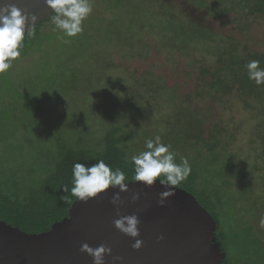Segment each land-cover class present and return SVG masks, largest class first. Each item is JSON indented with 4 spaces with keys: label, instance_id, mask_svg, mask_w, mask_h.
Segmentation results:
<instances>
[{
    "label": "trees",
    "instance_id": "1",
    "mask_svg": "<svg viewBox=\"0 0 264 264\" xmlns=\"http://www.w3.org/2000/svg\"><path fill=\"white\" fill-rule=\"evenodd\" d=\"M152 1L157 9L156 18L150 19L148 13L149 19L146 20L137 15L135 0H106V8L91 21L86 19L83 32L75 37L63 36L58 30H44L52 22L55 15L53 13L50 19L37 24L33 36L26 34L21 55L24 57L31 52L34 54L43 50L48 42L56 41H62L64 49L72 51L79 48L80 53L87 43L93 42L92 34V39L88 41L82 36L88 37L90 31L92 33L94 30L100 33L104 31L107 32L104 37L107 39V50L99 54L98 60L90 65L99 66L101 58H104V66L122 68V65L107 62L111 56L109 54L114 50L112 45L114 41L120 43V50H126V55L131 56L130 52L133 50H130L129 44L133 43L124 41L122 37L125 32H139L141 40L146 34L155 36L160 46L167 51L169 60L178 54L189 55L192 50L199 56L198 62L201 64L198 67V78L201 89L196 93L198 97L212 100L235 96L248 108L252 105L250 99H258V94H264V85L257 86L250 80L245 68L250 60L260 61V66L264 68V52L251 49L234 37L220 35L197 24L171 5ZM191 1L200 8H206L208 14L214 17L229 13L239 14L240 17L264 15V0ZM98 2L99 0H92V5L95 6ZM121 16L124 18L121 19ZM99 23L102 25H98ZM76 44L78 45L75 46ZM148 52V49L147 52L143 51L144 56ZM69 54L66 58L55 61L56 68H68L64 70H73L76 75L81 72L80 69L76 65L71 69L69 62L79 54ZM93 67L90 68V73ZM94 74L88 78V83L96 84V87L105 92V87L98 79V71L95 79ZM129 75L127 80L110 81L107 85L108 93L116 88L120 89L123 104L120 106L127 108L123 116L146 117L151 121L152 128H142L143 133L139 135L135 129L124 125V121L114 119L111 109L106 108L105 115L111 119L109 123L102 119L97 120L96 123L86 125L88 136L81 130H74L71 133L72 141H59L60 156L58 155L54 167L49 171L43 170L41 173L34 166H30L27 170L25 168L23 180L16 173L11 177L0 178V219L30 233L49 230L53 223L68 216L76 199L71 195L72 167L75 163L90 166L103 159L111 168L123 170L130 181L134 174L131 157L146 150L144 145L147 139H154L159 135L162 142L171 145V150L177 154V163L181 158L186 157L189 160L191 174L178 186L194 194L217 221V241L226 252L224 264H264V246L250 232L246 221L241 219L237 222L230 208L229 189L236 184L231 179L237 178L243 171L242 166L236 162L237 156L229 151V146L235 140L234 133L221 124V121L207 131L205 125L210 118V111L194 107V95L184 98L178 86H168L164 78L151 69H147L138 79L132 73ZM75 80L71 90L78 89V80ZM66 89L69 90V87ZM259 130L260 128L257 132ZM259 136L264 138V135ZM16 171L21 173L23 167L20 166ZM246 176L244 172L241 184H248ZM31 178L34 181L29 182ZM64 185L68 186V193H65ZM66 195L67 202L62 199Z\"/></svg>",
    "mask_w": 264,
    "mask_h": 264
},
{
    "label": "rangeland",
    "instance_id": "2",
    "mask_svg": "<svg viewBox=\"0 0 264 264\" xmlns=\"http://www.w3.org/2000/svg\"><path fill=\"white\" fill-rule=\"evenodd\" d=\"M156 3L171 5L197 24L220 35L234 37L251 49L264 52V15L240 17L239 14L229 13L214 17L208 14L206 8H200L191 0H157ZM104 4L106 0H99L87 19L91 21L101 13L106 8ZM135 6L139 18H156L157 9L152 0H135ZM54 27L51 22L44 30L50 32ZM91 34L93 42H86L87 46L80 53L79 48L72 51L64 49L62 41L48 42L43 50L34 54L31 52L24 57L22 54L12 62V67L7 72L0 74V178L11 177L16 173L23 180L27 167L30 166L41 173L43 170L49 171L60 156L59 141H72L71 133L74 130H81L88 136L86 125L96 123L97 120L109 123L111 119L105 115L106 108L111 109L114 119L124 121V125L135 129L139 135L143 133L142 128H152L151 121L146 117L123 116L127 108L120 106V89L116 88L108 93L107 86L110 81L129 79L130 73L138 79L147 69H151L161 75L168 86H178L184 98L194 95V107L210 111V118L205 125L207 131L221 121V124L234 133L235 140L229 146V151L237 156L236 162L242 166L243 171L237 178L231 179L236 184L229 189L230 208L237 222L241 219L246 221L250 232L264 246V230L258 227L259 218L264 215V138L259 136L264 135V94H258V99H250L252 105L248 108L235 96L212 100L198 97L196 93L201 89L198 78V67L201 64L198 62L199 56L192 50L189 55L178 54L169 60L167 51L160 46L155 36L146 34L141 40L139 32H125L122 37L124 41L133 43L129 44L130 50H133L130 52L131 56L126 55V50H120V43L114 41L112 45L114 50L109 54L111 56L107 62L122 65V68L104 66V58H101L99 66L93 64V67L90 63H95L99 54L107 50V39L104 38L107 32L94 30L92 33L90 31L88 37L82 38L88 41L92 39ZM147 49L149 52L144 56L143 51L147 52ZM68 53L79 54L69 62L71 69L75 65L80 69L81 72L76 75L73 70H64L68 68H56L55 61L66 58ZM91 67L93 71L90 73ZM97 71L105 92L96 87V84L88 83V78L94 73V79L98 77ZM75 79L78 80V89L71 90ZM67 86L69 90L66 89ZM20 166L23 171L18 174L16 170ZM244 172L247 174L246 185L240 183ZM32 178L29 182L34 181Z\"/></svg>",
    "mask_w": 264,
    "mask_h": 264
},
{
    "label": "water",
    "instance_id": "3",
    "mask_svg": "<svg viewBox=\"0 0 264 264\" xmlns=\"http://www.w3.org/2000/svg\"><path fill=\"white\" fill-rule=\"evenodd\" d=\"M9 3L29 17V27L31 16L41 22L54 13L47 0H0V7ZM128 182V192L110 187L87 202L75 199L68 216L47 231L26 232L0 219V264H94L93 257L81 251L84 243L111 247L105 264H224L217 221L194 194L176 186L175 195L161 206L160 193L167 189L159 182L151 187ZM117 193L119 207L112 203ZM137 193L140 198L134 202ZM133 214L141 221L140 236L135 238L143 240L139 250L132 247L135 239L114 225L121 216Z\"/></svg>",
    "mask_w": 264,
    "mask_h": 264
},
{
    "label": "clouds",
    "instance_id": "4",
    "mask_svg": "<svg viewBox=\"0 0 264 264\" xmlns=\"http://www.w3.org/2000/svg\"><path fill=\"white\" fill-rule=\"evenodd\" d=\"M47 5L54 10L52 22L55 25L53 31H59L66 37H75L83 32L84 21L92 14V0H47ZM38 18L31 16L32 27H29V17L25 15L15 4H6L0 7V74L7 72L12 67V62L21 56L26 34L34 35V27ZM245 68L248 78L257 86L264 85V68L260 61L250 60ZM145 149L131 157L133 164L132 180L142 182L146 186H153L157 182L167 190L160 193L159 203L164 206L166 200L175 195L176 186L187 180L191 174L189 160L181 158L176 162V153L171 150V145L162 142L159 135L154 139L145 141ZM128 178L120 168L113 169L103 159L92 165L75 163L72 167L71 195L76 200L87 202L90 198H96L106 192L110 187H118L121 192H128ZM65 193L69 192L67 185L63 186ZM139 193L133 196V201L139 200ZM67 202V195L62 197ZM112 203L119 207L121 197L117 193L112 198ZM141 221L135 214L121 216L114 221L115 227L125 235L132 238L140 236ZM259 229L264 230V215L259 218ZM159 239L163 240L161 236ZM143 246V240L135 239L132 245L139 250ZM81 251L88 253L94 259V264H105V256L112 254V248L100 245L97 248L84 243ZM114 259H121L114 257Z\"/></svg>",
    "mask_w": 264,
    "mask_h": 264
}]
</instances>
